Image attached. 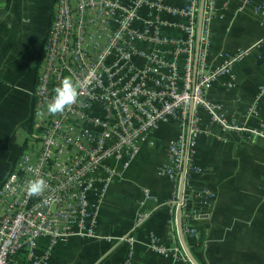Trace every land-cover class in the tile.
Listing matches in <instances>:
<instances>
[{
    "label": "crops",
    "instance_id": "1",
    "mask_svg": "<svg viewBox=\"0 0 264 264\" xmlns=\"http://www.w3.org/2000/svg\"><path fill=\"white\" fill-rule=\"evenodd\" d=\"M144 1L135 27L152 37L147 49L161 45L155 37L186 40L188 0ZM158 3L162 10L150 7ZM53 6L54 0H0V185L24 153L36 154L33 94ZM210 6L200 73L214 74L238 51L251 53L206 88L210 110L194 114L195 171L185 182L183 234L199 264H264V48L256 47L264 39V0H212ZM150 23H162L161 35ZM172 49L162 50L166 59L174 57ZM179 61L183 70L185 57ZM180 128L175 119L162 123L110 184L97 228L102 239L61 244L48 264H123L128 244L120 239L128 235L135 241L132 264H191L177 227ZM186 225L193 231L187 234Z\"/></svg>",
    "mask_w": 264,
    "mask_h": 264
},
{
    "label": "built area",
    "instance_id": "2",
    "mask_svg": "<svg viewBox=\"0 0 264 264\" xmlns=\"http://www.w3.org/2000/svg\"><path fill=\"white\" fill-rule=\"evenodd\" d=\"M199 1L190 0L191 7L183 11L187 38L181 73L176 57L171 63L165 57L156 59L158 66L168 63L170 80L181 74L183 85L177 88L185 96L177 102L181 112L168 108L158 113L148 101L149 50L144 45L152 37L148 30L135 27L145 1L127 5L114 0H54L33 94L36 154L24 153L0 185V264H18L16 256L22 251L26 264H48L61 244L102 239L97 228L110 184L139 156L149 136L169 120L167 116L182 120L174 147L177 169L184 168L187 154L186 177L195 171L194 110L189 137L185 130L191 101L195 106L200 100L204 81L199 76L201 83L192 96ZM150 7L163 9L160 3ZM146 25H157L159 30L162 23ZM166 39L154 40L163 44ZM242 57H230L218 73H229ZM203 58L201 53L199 64ZM69 80L77 93L75 102L61 112H50L49 103ZM33 180L44 181L42 193H28ZM192 231L186 225V233ZM120 240L128 244L123 264H132L134 238ZM184 260L189 262L186 256Z\"/></svg>",
    "mask_w": 264,
    "mask_h": 264
},
{
    "label": "rangeland",
    "instance_id": "3",
    "mask_svg": "<svg viewBox=\"0 0 264 264\" xmlns=\"http://www.w3.org/2000/svg\"><path fill=\"white\" fill-rule=\"evenodd\" d=\"M211 1L212 0H207L205 18H204L205 26H206V21H207L206 16H207L208 7H209V9L211 8V6H210ZM188 2L189 3H188V6L186 7V9L190 8L192 5V2L190 5V0H188ZM208 18H209V15H208ZM208 25H209V20H208ZM204 31H205V28L203 29V35H204ZM196 33H197V31H196ZM156 35L157 36L161 35V31H159L157 29ZM166 40L167 41L161 45H156V46L149 45V48H148V50H149L148 101H149V106H150L149 108L153 109L154 111H157L158 113H161V111L163 109L167 110L168 108H172V109H174V113H179V112H181L180 111L181 107H180V105H178L177 102L185 97L184 92L177 90V88L180 89L181 85H183L182 84V78H181V74H179L174 81L170 80L169 79L170 75L168 72L169 67L167 65L169 62L170 63L174 62L173 60L176 57L175 63H176L177 68H178V73H181L180 71H181L182 67L180 66L181 64H180L179 60H180V58H182V56L185 57V55H184L185 46H183L184 41L179 40V39L178 40L171 39V40H174L175 42H171V40L168 38ZM168 44H170V46L173 48L172 50L175 53L174 57L172 59L166 60V62H168V63H165L164 66H158L156 59L164 57L162 50H164L165 48H168ZM263 45H264V39L256 47L264 48ZM201 51H202L201 53H203V55H204V58H203L202 63L199 64V70H198L196 85L198 86L201 83V81L198 82L199 76L202 78L201 80H204V81H202L203 84L200 85V88H202L201 98L194 106L195 114L200 107H203L205 109L210 110L209 103L205 100L206 99L205 98V90H206V88H211V85L214 83V81H216V79L219 78L220 75H222V74L218 73V71H220L221 68L218 69L214 74H212L210 76H205L202 73H200L201 70H203L204 67L206 66V52H207V50H206V46L205 45L203 46V36H202ZM250 53L251 52L238 51L236 54H234L233 56H230V57H237L239 54H242L243 57L236 62V63H238V62L242 61ZM236 63L233 65V68L236 65ZM233 68H232V70H233ZM231 71L229 73H226L223 75H230ZM177 79H179L178 84H177ZM192 87H193V85L191 84L190 88H192ZM181 103H184L183 106L186 105L187 104L186 99ZM167 119H169V120L175 119V120H178L180 123H182V120L180 118H172V116H167ZM194 121H195V119H194ZM222 126L224 128H227V126H225V125H222Z\"/></svg>",
    "mask_w": 264,
    "mask_h": 264
},
{
    "label": "water",
    "instance_id": "4",
    "mask_svg": "<svg viewBox=\"0 0 264 264\" xmlns=\"http://www.w3.org/2000/svg\"><path fill=\"white\" fill-rule=\"evenodd\" d=\"M206 5H207V0L199 1V16H198V26H197V34H196L195 59H194V66H193L192 96H194V90L196 88V82H197V76H198V70H199V59H200V53H201V48H202V36H203V29H204V18H205ZM193 110H194V101L192 100L190 104V117H189V127H188L187 137H189L190 124H191V119L193 116ZM186 166H187V154L184 160V168H183V173H182V178H181V183H180V193H179L180 206L177 212V227H178L179 239H180L181 245L183 247V250L187 258L189 259L191 264H199L194 259L191 251L189 250L186 244L185 238H184V234H183L181 203L183 202V198H184V189H185V182H186Z\"/></svg>",
    "mask_w": 264,
    "mask_h": 264
},
{
    "label": "clouds",
    "instance_id": "5",
    "mask_svg": "<svg viewBox=\"0 0 264 264\" xmlns=\"http://www.w3.org/2000/svg\"><path fill=\"white\" fill-rule=\"evenodd\" d=\"M77 93L72 81L64 82L56 93L55 98L49 103L48 110L52 113L61 112L64 108L75 102ZM43 180H33L27 186L30 195H38L45 190Z\"/></svg>",
    "mask_w": 264,
    "mask_h": 264
},
{
    "label": "trees",
    "instance_id": "6",
    "mask_svg": "<svg viewBox=\"0 0 264 264\" xmlns=\"http://www.w3.org/2000/svg\"><path fill=\"white\" fill-rule=\"evenodd\" d=\"M16 260H17L18 264H26L27 263V260H26V252L25 251L20 252L16 256Z\"/></svg>",
    "mask_w": 264,
    "mask_h": 264
}]
</instances>
